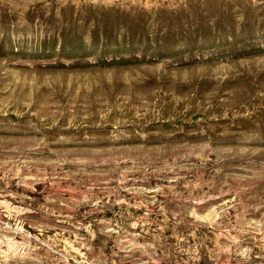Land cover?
Segmentation results:
<instances>
[{"label":"rangeland","instance_id":"obj_1","mask_svg":"<svg viewBox=\"0 0 264 264\" xmlns=\"http://www.w3.org/2000/svg\"><path fill=\"white\" fill-rule=\"evenodd\" d=\"M0 264H264V0H0Z\"/></svg>","mask_w":264,"mask_h":264}]
</instances>
